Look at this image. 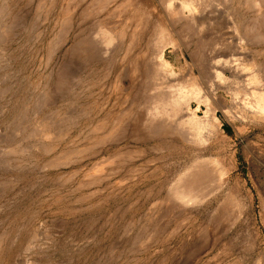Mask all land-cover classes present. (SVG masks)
Here are the masks:
<instances>
[{
	"label": "rangeland",
	"instance_id": "1",
	"mask_svg": "<svg viewBox=\"0 0 264 264\" xmlns=\"http://www.w3.org/2000/svg\"><path fill=\"white\" fill-rule=\"evenodd\" d=\"M160 1L0 0V240L6 239L0 264H264V122L252 123L245 117L255 111L257 91L245 78H234L231 84L238 94L239 109H232L228 120L217 112L225 139L214 136L207 148L195 151L167 143L164 147L156 140L146 147L134 139V129L129 139L119 138L114 145L88 150L91 146H87V139L102 134L92 131L93 124H101L98 121L105 120L109 110L114 118L123 116L127 105L134 106L133 96L123 91L125 84L136 83L135 87L143 82L140 69L134 72L136 77L132 73L123 80L134 57L143 51L153 53L155 36H151L160 31L155 32L156 28L171 34V28L160 19ZM203 3L202 13L197 16L199 23L173 24L193 63L196 60V64L203 65L208 57L228 53L234 54L236 64L249 65L258 56L264 66V0H257L256 8L251 0ZM146 11L153 15L143 19ZM71 13L72 29L62 36L61 29ZM136 14L142 19L135 18ZM64 17L66 22L62 23ZM236 22L241 29L236 30ZM102 26L115 36L112 61L73 55L72 46L82 43L92 29L91 35H96ZM122 32L129 33L123 40ZM244 33L251 39L239 43ZM59 35L64 38L56 40ZM55 40H61L56 43L58 48ZM190 59L171 83L189 86L185 80L190 84L191 73H197L194 67L191 71ZM60 70H67L68 75L63 74L68 78L57 96L52 91ZM202 75L211 79L209 72ZM6 87L10 88L7 93ZM47 94L54 99L45 100L43 105ZM99 108L102 113L97 112ZM56 114L61 119L63 115L65 122L59 123L61 138L44 142L38 131H42V123L51 124ZM203 114L202 107L198 117L204 124L203 131L213 130L205 126ZM70 118H75L78 125L68 132L65 126ZM124 119L118 127L120 135L121 131L126 134L130 126ZM105 121L107 126L101 130L112 125V120ZM138 146H142L141 151L136 149ZM73 152L77 154L71 156ZM200 156L218 157L224 162L227 169L222 188L211 192L200 206L160 207L166 187ZM146 164L151 172L141 174ZM95 170L101 176L115 172L92 185L87 180ZM228 195L232 202L222 205Z\"/></svg>",
	"mask_w": 264,
	"mask_h": 264
},
{
	"label": "bare ground",
	"instance_id": "2",
	"mask_svg": "<svg viewBox=\"0 0 264 264\" xmlns=\"http://www.w3.org/2000/svg\"><path fill=\"white\" fill-rule=\"evenodd\" d=\"M163 1L162 2L160 1V3H159L160 19L163 22H165L168 27L171 28V31H168V32H171V34L168 33L169 35L168 34L166 35L164 33L165 31H163L162 29L156 28L155 32H157V30L158 31L160 30L156 35L151 36L149 34L151 37L155 36L154 38H152L153 39V47H154V51H152L153 53L151 55H149L148 53H145V51H143L142 54L140 53L139 55L135 56L134 59L132 60V63L129 61L131 63L130 71L123 74V76H125V78L123 77V80H124L129 75H132V73H133V75L135 73H138V71L140 69L141 75L143 74L142 76L144 77V79H143V77L142 78L140 77L141 75H138L139 78H141L143 80L142 83L137 82V79H139L138 76H137V79L135 78L136 82L140 83L139 85L137 84L138 86L134 87V85L136 83L135 84L131 83L130 86H126V84H125V86H123V91L127 95L133 96V98H132L133 102H131V103H133L134 106H132L131 104L129 106L127 105L126 109H124V111H122L123 116L125 118L124 122H126V125H130V126H132V124H134V127H132L133 129H130L129 128L130 126L129 127L127 126V128L129 129V131H128L127 128L125 127L126 126L125 123H123V121H122L121 124H124L123 127L126 128V134L125 133L123 134V132L121 131V133H122L121 135H123V136L120 137L121 136L119 134L120 129L118 130V127H120V126L122 127V125H120V121H121V118H123V116H116L115 115L114 118H111L112 116H110L111 114H110V110H109V112L106 114L107 116L104 119L109 120V121L112 120L111 121V123H112L111 127L107 128V130H105L106 128H104V130H101V129H103V128H101L102 126L103 127L107 126V124L104 123L105 120L98 121V122H100V123L102 122V123L99 124L97 122L98 123L97 126H95L96 124H93L92 131L96 132V133L100 131V133H102V134H100L99 136L95 134L96 135L95 137L93 136V137L87 139L88 140L87 146L88 145L91 146L88 150L91 149L94 151V149L96 150L99 147L114 145L120 141L119 138L123 139V140H124V138L129 139L128 136L134 135L135 132H136V135H135L136 138L134 137V139L139 140V142H141L142 144H145V146L147 145L148 142L150 143L151 140H156V141H158L157 143H159L163 146L167 143V144H172L175 146H183V147H186L187 149L189 147L194 148L193 150H195V151L199 150V148H202V147L207 148L213 142L214 136H218L220 138V140L225 139L223 124H222L221 120L219 119V117H217L218 116L217 112L221 111L223 113L224 117H226L228 120L229 119L228 115L231 114V110L232 109H236V110L239 109L238 105L236 103V98H237L238 94L234 93V89L231 87L232 80L234 78H240V79L242 77L245 78L244 81L248 82L249 85L253 86L257 90V91H255V94H254V96L256 98V99L254 98L255 102H256V103H254L255 104V106H254L255 111H250V109H249L251 115H249V116L247 115L245 117L250 118L253 121L252 123H254V121L256 123L257 122L258 123L264 122V66H263V63H259V60H260L259 57L257 56L254 59H252L251 64H249L251 67L247 64H244V63L243 64H236L237 59L235 57H233L234 54L232 55V54H228V53L227 54L223 53V54H220V55H217L214 57H208L206 59L207 61H204V60L202 61L203 65L196 64V62H197L196 60L193 63V60L190 59L192 56L191 53L187 52L181 46V44H180L181 41H179L181 39L176 34V32L174 31V26L176 25V23H179V22L183 23L182 21L185 22L184 23L185 25H188V24H186L188 22L195 23V21H196V23H199V22H197V19H198L197 16H198V14L202 13L201 7L204 4L203 3L204 0H194L193 3L191 2L192 0L191 1L189 0L190 3L189 2L187 3V1L186 2L183 1L180 3H175L173 1L169 2L168 0H167L168 2H165L166 0L164 2ZM251 1L253 2V3H251V4H253V6H255L257 4V0H251ZM256 6H255V8H256ZM72 10L73 9H69L70 12H73ZM7 12H5V13H7ZM0 13L2 14V10L0 11ZM144 13H146L147 16L146 15L143 16V19H144V17L150 18L153 15V13H151L150 11H146ZM73 15H74L73 13L69 14L67 16V19L69 17V19H68L69 21L67 22V25L66 24H64L65 26L62 25V26H64V28L61 29L62 30V33H61L62 36L66 35L69 32L68 30H70V28L72 29L71 20H72ZM137 15L138 14L135 15L136 16L135 18H140V17H137ZM141 19L142 18H140V20ZM64 20H65L64 22L62 20V23L66 22L65 17H64ZM134 23L135 22H133V24ZM143 23H144V21H143ZM173 24H174V26H173ZM238 24L239 23H237V22H236V24H234V27L236 26V30H239V28H240V26ZM145 25H146V23H145ZM142 26L144 29V24H142ZM165 28H166V26H165ZM92 30H91V34H93ZM151 30L153 32V29H151ZM96 32H97V34L94 36H92L91 34L89 36L87 34V38L85 36V40L83 38H81V39H83L82 40L83 42L82 43L80 42L79 45L74 44V46H72L73 53H74L73 55H75L77 57L83 56L84 58L90 57L91 60H92L91 56H94L97 59L106 60L105 62L109 63L112 61V55H113V52L115 51V49H114L115 47H113L115 44V36L112 34V32H109V28L104 27V26L98 27ZM126 32L125 33L122 32L123 34H125V35L120 37L122 40L125 39L126 35L129 34V33L127 34ZM141 33H142V31H141ZM13 34H15V33H13ZM153 34H155V33L153 32ZM141 36H142V34H141ZM249 36L250 35L248 33H244V34L240 35V38L238 37L240 41L239 40H237V41L239 43H242L241 41L247 40L249 38ZM5 37H6V35H5ZM10 37L11 36L9 33V36L7 37L8 41H9ZM59 37H60V35L58 37L56 36V40ZM62 38H64V37H62ZM62 38L60 37L59 39L62 40ZM249 39H251V38H249ZM56 40L54 42L55 43L54 46L56 45V47H57L56 43L61 41V40H58V41H56ZM129 41H130V39H129ZM0 43H1V41H0ZM76 43H78V42H76ZM129 43L130 42H128V44ZM203 43H204V41H203ZM59 44L60 43H58V46H59ZM129 45H131V43ZM116 48H118V47L116 46ZM167 50H170L169 54L172 55V57H174L173 61L170 60V56L167 54ZM198 57H199V59L203 58L199 55H198ZM187 58L191 60V71L194 68L197 69L196 75H193L191 73V78H192V79L190 78L191 83L189 84V82L187 80H185L189 86L186 83L184 85H187L188 87H184V86L179 85L177 83H171L174 79L176 80V78L178 76H180L181 71L184 69V67L187 63V60H186ZM75 59H77V58H75ZM239 60H240V58H239ZM205 65L207 66L208 69L205 67ZM125 67H126V65H125ZM123 70H125V69H123ZM66 71L63 70L64 74L66 73ZM80 71H81V69H80ZM204 71L210 73L211 79H205V78H208L209 75L208 76L205 75L206 77H203L202 74ZM63 72L61 74L60 73L57 74L58 76H57V80L55 82V90L52 91L53 93L55 92L56 95L59 94L57 91H60L62 88H64V86H65L64 83L66 82V79L68 78V77H64L65 75L63 74ZM121 72H122V70H121ZM134 77H136V76L134 75ZM120 78H121V76L119 77V79ZM71 80H72V77H71ZM132 80H133V78H132ZM120 81L122 82V80H120ZM120 81H118V83ZM75 83H77V82H75ZM10 85H12V84H10ZM73 87H74V85H73ZM114 87H115V85H114ZM260 87H263V89ZM115 88H117V87H115ZM9 90H10V88L6 87V89L4 91L7 93ZM117 90H120V88L119 89L117 88ZM115 91H114V93H115ZM132 92L134 95L131 94ZM42 93H44V92H42ZM56 95L54 94V96H56ZM115 95H116V93H115ZM130 96H128V97H130ZM49 97L47 94L46 99L43 98V105L46 104L45 100L48 101L51 99V97L53 98L52 95L50 98ZM193 103L196 104V108H194V109L192 107ZM202 107L204 108V114H203L204 117L202 116V118L205 119L206 123L205 122L204 123L207 124L205 126H209L210 128H213V130L209 129L210 131H208V132L206 130H204L205 132L203 131L204 124L202 126V124H201L202 120H200V117H198V111L202 110ZM101 110H102V108L100 110H98L97 112H100ZM246 110H248V109L246 108ZM122 112H121V115H122ZM244 112H246V111H244ZM101 113H102V111H101ZM57 114H56L57 117H55V118L53 117L54 119L51 120V124H49L47 121L46 123H42V127L38 126V127L42 128L41 132L38 131V134L40 133L39 138L42 141H44V142L50 141L51 142L54 140H59L61 138L63 130H60L59 123H65V122H62L63 121L62 120L63 115H62V119H61L60 115L58 116ZM230 116L232 117V115H230ZM241 117H243V116H241ZM77 118H79V117H77ZM243 118L241 120H244ZM75 120H76L75 118H70V120H68V123L65 126L66 131H68V132L72 131L78 125L77 121L75 122ZM105 122H107V121H105ZM125 128H124V131H125ZM134 129H136V131ZM38 130H40V128ZM57 130H59V133L57 132ZM96 130H98V131H96ZM132 130H134L135 132L130 135L129 132L132 133ZM130 138H131L130 139V141H131L133 136ZM215 140H217V139H215ZM135 142H137V141H135ZM128 145H129V143H128ZM141 147L138 146V148H136V149H139ZM154 147H155V145H154ZM164 147H166V146H164ZM148 148L151 150L150 147H148ZM142 149L144 150L145 148H142ZM139 151H141V150L139 149ZM77 152H76V154H77ZM98 152L100 153V151H98ZM120 152H122V151H120ZM173 152L176 153L175 151H173ZM177 152H179V151H177ZM74 153L75 152H73L72 154H74ZM142 153L143 152H141V154ZM147 153H148V151H147ZM76 154L71 155V156H75ZM94 154H96V152ZM138 154L140 156V153H138ZM251 154L254 155V152L251 151ZM90 155H92V154H90ZM192 155H193V153H192ZM193 156H197V155H193ZM200 157H202V156H200ZM124 158H125V156H124ZM157 159L159 160L158 157H157ZM106 160H107L106 158L103 159L104 162ZM103 161L101 163H103ZM192 161H194V159ZM120 162H122V161H120ZM101 166H103V165H101ZM115 167H117V166H115ZM115 167H114V169H115ZM149 169L150 168L148 167L147 164L144 167L142 165L141 170H140L142 173L141 172L140 173L143 174L144 172H146V173L151 172ZM225 169H227V168H225L224 162L222 160H220L218 157H213V158L212 157L211 158H209V157L203 158L202 157V158H200V160L197 159L192 164H190L187 168L185 167L184 171L182 169L183 172L179 173L178 176L175 178V180H173L166 187L165 198H163L164 201H163V203L159 202L160 203L159 206L161 207V205H162V206H172V207H178L179 208V206H183V207L184 206L185 207L186 206H188V207L194 206L195 207L201 203L204 204L205 198L211 192H213L214 190H217L218 188L219 189L222 188V176H223V173L225 172ZM98 170H99V168H98ZM98 170L97 171L95 170L93 173H91L88 176V180H87L88 183L94 185L95 182L98 183V181L103 180V177H108V176L112 175V173L115 172V170H114L111 173L108 172L109 174H106L105 176H101L100 172ZM107 171H111V168H110V170L108 169ZM107 171L105 170V172H107ZM103 182H105V181H103ZM88 183L85 185H89ZM227 194H229V193H227ZM231 197H232L231 199H233V201H234V195L233 196L231 195ZM162 200H160V201H162ZM229 202L231 203L232 200L229 199V195H228L225 202L222 205H225L226 203L229 204ZM234 211H236V210L234 209ZM222 212H224V211H222ZM219 214H220V212H219ZM229 214H230V211H229ZM231 216H233V215H231ZM224 220H226V219H224ZM4 240H6V239L2 238V240H0V258L3 254V252L5 251ZM0 261H1V259H0Z\"/></svg>",
	"mask_w": 264,
	"mask_h": 264
}]
</instances>
